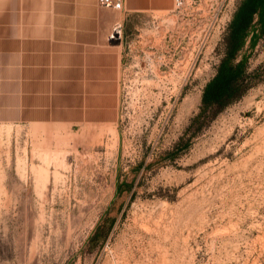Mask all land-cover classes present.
<instances>
[{
  "label": "rangeland",
  "instance_id": "rangeland-1",
  "mask_svg": "<svg viewBox=\"0 0 264 264\" xmlns=\"http://www.w3.org/2000/svg\"><path fill=\"white\" fill-rule=\"evenodd\" d=\"M122 34L114 123H0V264H264V0Z\"/></svg>",
  "mask_w": 264,
  "mask_h": 264
},
{
  "label": "crops",
  "instance_id": "crops-1",
  "mask_svg": "<svg viewBox=\"0 0 264 264\" xmlns=\"http://www.w3.org/2000/svg\"><path fill=\"white\" fill-rule=\"evenodd\" d=\"M121 3L0 0V123H114L125 49L111 36L175 7V0Z\"/></svg>",
  "mask_w": 264,
  "mask_h": 264
},
{
  "label": "trees",
  "instance_id": "trees-1",
  "mask_svg": "<svg viewBox=\"0 0 264 264\" xmlns=\"http://www.w3.org/2000/svg\"><path fill=\"white\" fill-rule=\"evenodd\" d=\"M236 81L237 79L235 76L224 77L223 75H218L205 90L201 113L205 114L210 110L218 112L221 108H224L226 104L222 102V99L228 95L231 85ZM199 117L200 116H198L196 120H198Z\"/></svg>",
  "mask_w": 264,
  "mask_h": 264
},
{
  "label": "built area",
  "instance_id": "built-area-1",
  "mask_svg": "<svg viewBox=\"0 0 264 264\" xmlns=\"http://www.w3.org/2000/svg\"><path fill=\"white\" fill-rule=\"evenodd\" d=\"M100 4L104 7H110V8H115V9H120L122 5L121 0H100ZM184 6H185V0H175V7L173 11L171 12L174 13L175 8H176V11L177 10L180 11L184 8ZM116 35L118 37H115ZM121 38H122V30L120 27H117L114 34L111 36V39L121 40Z\"/></svg>",
  "mask_w": 264,
  "mask_h": 264
},
{
  "label": "water",
  "instance_id": "water-1",
  "mask_svg": "<svg viewBox=\"0 0 264 264\" xmlns=\"http://www.w3.org/2000/svg\"><path fill=\"white\" fill-rule=\"evenodd\" d=\"M115 37H118L117 35Z\"/></svg>",
  "mask_w": 264,
  "mask_h": 264
}]
</instances>
